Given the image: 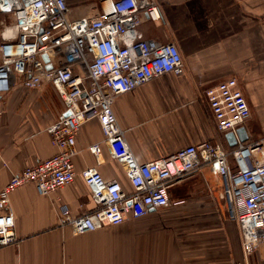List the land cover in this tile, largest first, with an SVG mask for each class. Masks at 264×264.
I'll use <instances>...</instances> for the list:
<instances>
[{"label": "crops", "instance_id": "0c3cea01", "mask_svg": "<svg viewBox=\"0 0 264 264\" xmlns=\"http://www.w3.org/2000/svg\"><path fill=\"white\" fill-rule=\"evenodd\" d=\"M101 0H67L82 16L94 15ZM161 24L143 21L146 37L169 39L177 46L183 73H167L119 95L113 110L137 161L147 162L200 141L231 146L216 129L205 90L234 78L250 110L242 125L247 141L264 136V0H151ZM89 11V13L83 11ZM14 21L0 13L2 33ZM62 62L56 57L54 64ZM50 67V65L48 66ZM80 71L79 65L73 66ZM0 187L11 175L52 156L47 131L64 113L52 85L28 88L17 78L0 95ZM103 133L97 119L76 134L73 181L49 195L32 182L9 194L15 243L0 246V264H235L243 260L237 224L227 218L220 180L203 168L169 189L184 204L150 209L138 217L94 231L73 234L58 225V211L79 215L94 208L80 172L96 165L89 145ZM97 168L106 180L130 186L123 167L101 145ZM244 264H264L261 244Z\"/></svg>", "mask_w": 264, "mask_h": 264}, {"label": "built area", "instance_id": "2783aa9c", "mask_svg": "<svg viewBox=\"0 0 264 264\" xmlns=\"http://www.w3.org/2000/svg\"><path fill=\"white\" fill-rule=\"evenodd\" d=\"M0 13L14 17L0 43V95L19 78L28 88L52 85L64 105V113L47 128L56 152L13 173L0 187V246L17 241L10 192L32 182L39 195H49L71 183L76 176V134L90 119L98 120L103 138L89 145L96 165L80 176L94 208L74 215L62 207L59 226L81 234L150 209L184 204V199H171L170 187L206 168L219 178L227 218L239 228L243 260L235 264H244L264 244V136L238 141L229 149L200 141L147 162L137 161L126 141L113 110L116 98L161 75L183 73L175 43L146 37L141 30L143 21L161 24L154 1L101 0L94 15L72 18L67 0H0ZM56 57L62 62L54 64ZM75 64L80 71L74 70ZM204 95L219 132H235L248 120L249 106L236 79L208 87ZM2 113L0 106V117ZM102 144L123 167L129 190L100 174Z\"/></svg>", "mask_w": 264, "mask_h": 264}, {"label": "water", "instance_id": "95a60500", "mask_svg": "<svg viewBox=\"0 0 264 264\" xmlns=\"http://www.w3.org/2000/svg\"><path fill=\"white\" fill-rule=\"evenodd\" d=\"M42 58L44 61L48 60L46 55H43ZM225 138L228 142V145L232 147V146H235L238 143V141L239 142L247 141L248 135L246 133L245 128L243 126H240L235 130V132H233V131L226 132Z\"/></svg>", "mask_w": 264, "mask_h": 264}, {"label": "rangeland", "instance_id": "374dc122", "mask_svg": "<svg viewBox=\"0 0 264 264\" xmlns=\"http://www.w3.org/2000/svg\"><path fill=\"white\" fill-rule=\"evenodd\" d=\"M89 11H92V10H86V11H83V12H85L86 13V15H87V13H89ZM82 12V11H81ZM81 12L80 11H76V10H71V17L73 18V17H78V16H82V14H81ZM95 12V11H94ZM93 11H92V13H94ZM97 12V11H96Z\"/></svg>", "mask_w": 264, "mask_h": 264}]
</instances>
